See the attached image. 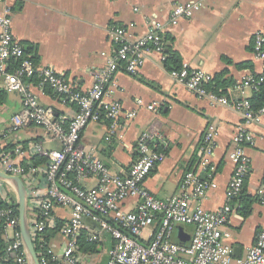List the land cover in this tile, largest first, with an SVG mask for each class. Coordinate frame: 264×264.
Returning a JSON list of instances; mask_svg holds the SVG:
<instances>
[{
    "label": "crops",
    "instance_id": "obj_1",
    "mask_svg": "<svg viewBox=\"0 0 264 264\" xmlns=\"http://www.w3.org/2000/svg\"><path fill=\"white\" fill-rule=\"evenodd\" d=\"M194 1L14 0L13 35L25 54L27 48H34L37 58L32 60L33 53L30 58L38 68L53 69L75 91L86 94L95 84V74L106 65L107 56L113 55L114 28L127 27L131 36L128 40L133 41L143 37L151 25L162 23L167 25L164 32L166 48L181 57L182 65L210 73L214 78L226 72L223 80L227 85L221 97L230 103L250 99L253 95L251 90L238 92L234 90L233 83L249 75L261 76L263 73V63L254 59L253 39L257 32L264 34V0H206L204 7L192 18L181 20L177 26L168 24L177 5ZM2 11L0 3V15ZM114 82V95L110 101L119 102L124 113L136 112V118L129 121L123 116L114 132L112 123L106 118L99 123H91L81 135V146L86 152L100 157L112 174L125 175L138 158V140L144 134H151L157 150L164 152L166 159L152 171L145 187L155 198L164 200L179 192L188 171L204 176L199 168L202 158L200 147L208 132L216 133L212 158L215 170L210 178L217 188L209 191L201 205L206 211H217L231 205L233 213L224 227L226 243L236 250L237 258L244 257L264 231V204L258 195L264 188V117L259 124H251L244 129L249 138L245 148L251 168L245 182V198L230 202L229 183L235 169L231 154L233 138L243 123L241 114L231 107L213 103L208 97H200L177 83L157 53L147 55L144 67L136 75L120 69ZM4 84V78L0 77V91ZM31 84V90L42 106L53 109L56 116L67 120L75 116L76 104L65 103L49 90ZM7 94L6 103L0 107V145L14 147L33 141L44 142L43 130L34 125L17 133L11 132V119L21 111L22 102L20 95ZM138 100H143L146 105L156 104L155 110L138 106ZM47 146L59 148L56 143H48ZM42 181L43 178L39 177L37 188L41 193L45 188ZM95 184L96 181L89 180L83 185L92 187ZM0 192L6 201L12 202L10 198H14L17 204V196L10 185L0 182ZM249 199L253 203L246 210ZM136 202L128 199L122 207L127 212H134ZM199 204L193 202L192 206ZM34 209L29 210V219L38 217ZM52 212L58 225L63 226L69 221V209L55 204ZM182 227L185 234L192 236L193 226ZM61 228H50L56 231L50 232L47 239L55 258L54 264H66L67 239L60 233ZM13 235L9 231L6 239L13 241ZM101 237L96 253L86 255L79 250V257L85 264H108L115 241L106 231ZM7 263L8 257L0 258V264Z\"/></svg>",
    "mask_w": 264,
    "mask_h": 264
},
{
    "label": "built area",
    "instance_id": "obj_2",
    "mask_svg": "<svg viewBox=\"0 0 264 264\" xmlns=\"http://www.w3.org/2000/svg\"><path fill=\"white\" fill-rule=\"evenodd\" d=\"M205 1L177 5L168 24L177 26L181 20L192 18L204 7ZM13 2L0 0L3 6L0 15V77L5 81L3 90L20 95L22 102L21 111L11 119V132L17 133L34 125L43 130L46 139L14 147L0 145V171L24 181L29 210L35 208L38 212L37 218L30 219V229L41 264L55 262L52 251L45 243V232L59 227L52 212L55 204L70 210L69 221L60 230L67 239L64 252L66 264H85L79 257L80 236L86 234L87 242L97 243L102 239L103 231L115 241L108 264H264V231L245 256L237 258L234 248L226 243L227 233L224 230L233 213L231 205L227 204L217 211H206L201 205L209 191L217 188L210 178L215 170L212 158L216 133L208 132L200 147L202 158L199 168L204 176L188 171L181 181L179 192L164 200L155 198L145 187L152 171L166 159L165 153L157 150L151 134H144L138 140V158L125 175L112 174L94 153L86 152L80 144L83 131L91 123H99L106 118L112 123L114 132L123 116L129 121L136 118V112L124 113L119 102L110 101L114 95L115 76L120 69L131 75L138 74L151 53L161 55L165 61L164 32L167 25L155 23L143 37L133 41L128 40L131 36L127 27L114 28L113 55L107 56L106 65L95 74L93 87L82 94L53 69H40L26 58L24 49L13 35ZM253 55L256 61L263 63V73L259 80L249 75L237 82L233 88L238 92L244 93L246 89L257 91L264 84L262 32L254 35ZM11 61L20 62L19 69L14 73L10 72ZM34 75L41 78L38 83L40 89L50 88L63 102L78 106L74 117L67 120L56 116L53 109L40 104L31 90L32 84L25 82L26 77ZM170 76L190 92L208 97L213 103L231 107L241 114L243 123L233 138L231 158L235 169L229 183V200L238 201L251 168L245 148L249 138L244 129L262 121L264 107L255 112L250 99L230 103L227 98L209 92L206 87L214 82V76L202 70H193L187 64H183L180 70L171 71ZM137 105L145 106L149 111L156 108V104L146 105L143 100H138ZM48 143H56L59 148H50ZM36 157L45 160L42 167L34 165ZM39 177L43 178L45 185L42 193L37 188ZM89 180L96 181V184L84 186ZM258 195L264 204V188L259 190ZM128 199L137 201L134 212H127L122 207ZM36 200V204L31 206ZM193 202L200 204L194 207ZM0 223L4 224L6 236L9 231L14 234L8 252L15 256V264H30L20 229L17 230L19 216L13 206L0 207ZM178 226H193L189 246L173 242Z\"/></svg>",
    "mask_w": 264,
    "mask_h": 264
},
{
    "label": "trees",
    "instance_id": "obj_3",
    "mask_svg": "<svg viewBox=\"0 0 264 264\" xmlns=\"http://www.w3.org/2000/svg\"><path fill=\"white\" fill-rule=\"evenodd\" d=\"M24 52H25V50H24ZM32 53H33V56H34V59L32 58V60H36L37 56L34 54V48L29 47V48L26 49L25 56L31 62H33L31 60V58H30ZM165 54H166V60L164 61V64H165V67L168 69V71L171 72V71H174V70H180L182 68L181 57L176 52L166 48ZM19 67H20V62L11 61V63H10V72L14 73L15 71H17L19 69ZM245 67H250L251 68V66H249V65H245ZM225 74H226V72H223V73L218 74L217 76H215L214 82L206 87L207 90L209 92L215 94V95L223 96L222 95V93H224L223 89L227 85L226 84L227 82L225 80H223ZM253 76L255 77L256 80H259L260 77H261V76H256V75H253ZM40 81H41V78L39 77V75H34V76H31V77H26L25 78V82L27 84L33 83L35 85H38V83ZM234 85L235 84L233 83V86ZM45 89H47V91L49 90L50 92L54 93L52 91V89H50V88H45ZM252 92H253V95L250 98V102H251L253 110L256 112V111H259L261 108L264 107V84H261L257 91H252ZM7 96H8L7 92H5L4 90L0 91V107L3 106L6 103ZM98 158L103 163V160L100 157H98ZM44 162H45V160L42 159V158H39V157H36V158L33 159V163H34V165L36 167H42ZM4 197H5L4 194L0 192V207L8 208L10 206H13V209L15 210V214L17 216H19V208H18L17 204L15 203L14 198L13 199L10 198V200L12 202H8V201H6L4 199ZM244 198L245 197H244V194H243V196H241V198H239L238 200H240V199L243 200ZM246 199H248V198L246 197ZM248 201L249 202H247L248 204H247L246 210H249L251 204L253 203V201H251V199H249ZM244 204H246V202ZM247 214H248V212L245 213V215H247ZM61 226L62 225L59 224L58 228H60ZM17 230H19V228ZM56 230H58L57 227H56ZM56 230H49L48 229L45 232V243L46 244L48 243V240H47L49 238L48 234L50 232H55ZM5 236H6V233H5L4 224L0 223V258L8 257V263L7 264H15V256L13 254H11L10 252H8V247L12 244V241L7 240ZM86 237H87L86 234H82L80 236V238L78 240L79 250L82 251V253H84L86 255H92V254L97 252L98 243L99 242H97V243H89V242L86 241Z\"/></svg>",
    "mask_w": 264,
    "mask_h": 264
},
{
    "label": "water",
    "instance_id": "obj_4",
    "mask_svg": "<svg viewBox=\"0 0 264 264\" xmlns=\"http://www.w3.org/2000/svg\"><path fill=\"white\" fill-rule=\"evenodd\" d=\"M0 182L6 183L14 188L17 196V206L19 208V229L23 239L24 247L27 251L30 264H41L39 255L34 245L30 229L28 193L24 181L16 176H10L0 171ZM173 242L182 246H189L191 236L183 231V227L177 228ZM236 251V250H235Z\"/></svg>",
    "mask_w": 264,
    "mask_h": 264
},
{
    "label": "rangeland",
    "instance_id": "obj_5",
    "mask_svg": "<svg viewBox=\"0 0 264 264\" xmlns=\"http://www.w3.org/2000/svg\"><path fill=\"white\" fill-rule=\"evenodd\" d=\"M12 191H13L14 195H16V191L14 190V188H13V187H12Z\"/></svg>",
    "mask_w": 264,
    "mask_h": 264
}]
</instances>
